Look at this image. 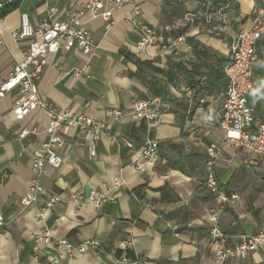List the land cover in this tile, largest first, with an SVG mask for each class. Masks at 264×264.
Listing matches in <instances>:
<instances>
[{"label":"crops","instance_id":"obj_1","mask_svg":"<svg viewBox=\"0 0 264 264\" xmlns=\"http://www.w3.org/2000/svg\"><path fill=\"white\" fill-rule=\"evenodd\" d=\"M87 0H23L19 8L0 20V84L22 58V50L35 36L17 42L12 31L20 28L28 13L33 25L49 19L71 17ZM143 19L158 32L185 34L187 44L166 51L156 46L137 47L136 31L125 20L130 6L113 12L107 20L98 17L87 27L97 45L91 63L77 46H62L47 56L39 79L43 97L59 109L81 112L99 121L113 122L111 112L122 111L91 154L89 139L78 130L62 134V162L48 166L42 179L44 192L30 206L21 198L29 194L34 151L49 138L50 115L37 110L24 120L13 109L16 91L0 100V213L11 222L0 228V264H34L33 232L50 228L72 242L96 239L102 250L92 249L69 258L65 264H213L209 216L214 196L205 185L207 149L225 137L219 125L227 77L224 63L232 36L249 27L261 0H227L228 28L218 33L199 23L188 28L184 15L196 10L202 0H135ZM88 20V17L85 18ZM254 67L258 85L249 95L256 121L264 119V35L257 43ZM84 69L81 77L74 70ZM191 94L197 96L189 102ZM160 98L164 108L156 119L134 118V103ZM205 98V104H199ZM213 114V120L206 119ZM27 130L23 134L24 130ZM159 142L161 158L156 166L139 171L134 161L146 139ZM215 172L227 194H238L224 209L219 227L232 247L245 237L264 231V160L236 146H223ZM109 192L111 199L100 209L70 199L73 192ZM52 196L59 201L43 222L39 210ZM133 241L132 246H127ZM129 250L123 261L118 255ZM226 264H264V244L244 258Z\"/></svg>","mask_w":264,"mask_h":264},{"label":"built area","instance_id":"obj_2","mask_svg":"<svg viewBox=\"0 0 264 264\" xmlns=\"http://www.w3.org/2000/svg\"><path fill=\"white\" fill-rule=\"evenodd\" d=\"M130 6L125 20L130 23L138 36L137 47L145 49L156 46L161 50L173 51L187 44L185 34L179 36L165 35L158 32L143 19L142 6L135 0H87L78 10L66 20H55L57 9L52 8L49 19L40 25H33L28 13L21 15V25L13 30L12 37L21 42L39 36L22 50V58L14 66L8 78L0 84V100L8 93L16 91L13 113L17 120L22 121L37 110H45L50 115L46 127L48 140L34 151L31 162L32 178L29 194L21 198L23 207L30 206L38 200L44 192L42 179L48 166L58 167L62 162L61 149L66 144L63 132L78 130L90 141L91 154L96 155L97 145L104 132L111 128L112 123L119 120L122 111L114 109L111 112L113 122L106 123L81 112L59 109L52 101L43 97L39 89V79L47 65V56L57 53L62 46H77L86 57V67L91 63L97 48L87 24L90 20L103 17L109 20L113 12ZM230 2L227 0H202L196 10L188 11L184 20L188 28H194L202 23L218 33L227 31L228 11ZM88 17V20L85 18ZM264 35V0L260 9L253 16L251 25L240 29L232 36L230 53L224 65L227 77L225 100L219 113V125L225 132L220 145L212 144L207 149L205 185L214 196L215 207L209 216L211 245L214 247L213 264H226L230 258H244L250 252L256 251L264 244V231L256 235L245 237L235 246H226L227 235L219 227L220 217L225 207L239 196L236 193L227 194L220 186L215 167L223 157V146H236L255 153L264 160V119L256 121L255 110L249 105V95L258 85L254 67L258 59L257 43ZM84 69L74 70V75L81 77ZM197 96L191 94L189 102L192 104ZM205 98H199V104H205ZM164 104L160 98H149L134 103L131 115L134 118L156 119L162 113ZM213 120V114L206 116ZM27 130L23 131V134ZM161 158L159 142L146 139L139 157L134 161L135 167L145 172L157 165ZM70 199L80 204L89 203L100 209L111 199L109 192L91 190L87 195L73 192ZM58 196H52L39 210L38 217L45 221L55 204ZM0 213V228L10 224ZM32 256L34 264H65L69 258L84 254L92 249L102 250L101 243L96 239H82L72 242L67 238L57 237L53 230L33 232ZM133 241L127 246H132ZM128 250L121 255L127 261Z\"/></svg>","mask_w":264,"mask_h":264},{"label":"trees","instance_id":"obj_3","mask_svg":"<svg viewBox=\"0 0 264 264\" xmlns=\"http://www.w3.org/2000/svg\"><path fill=\"white\" fill-rule=\"evenodd\" d=\"M23 0H11L7 2V0H0V20L5 18L9 13L19 8L20 4ZM225 64V63H224ZM128 256H132V253L128 250ZM118 255H122V251L118 252Z\"/></svg>","mask_w":264,"mask_h":264},{"label":"water","instance_id":"obj_4","mask_svg":"<svg viewBox=\"0 0 264 264\" xmlns=\"http://www.w3.org/2000/svg\"><path fill=\"white\" fill-rule=\"evenodd\" d=\"M11 0H7V2H10Z\"/></svg>","mask_w":264,"mask_h":264}]
</instances>
